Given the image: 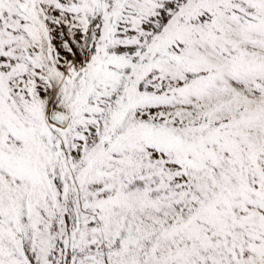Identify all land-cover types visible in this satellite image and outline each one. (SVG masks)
Segmentation results:
<instances>
[{"label": "snow or ice", "instance_id": "1", "mask_svg": "<svg viewBox=\"0 0 264 264\" xmlns=\"http://www.w3.org/2000/svg\"><path fill=\"white\" fill-rule=\"evenodd\" d=\"M0 264H264V0H0Z\"/></svg>", "mask_w": 264, "mask_h": 264}]
</instances>
